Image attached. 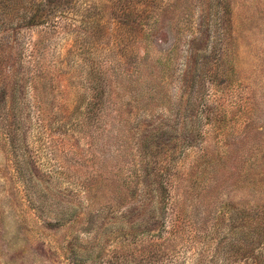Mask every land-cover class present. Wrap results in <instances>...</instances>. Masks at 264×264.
<instances>
[{
	"label": "rangeland",
	"instance_id": "rangeland-1",
	"mask_svg": "<svg viewBox=\"0 0 264 264\" xmlns=\"http://www.w3.org/2000/svg\"><path fill=\"white\" fill-rule=\"evenodd\" d=\"M60 7L1 14L0 264H264V0Z\"/></svg>",
	"mask_w": 264,
	"mask_h": 264
},
{
	"label": "trees",
	"instance_id": "trees-1",
	"mask_svg": "<svg viewBox=\"0 0 264 264\" xmlns=\"http://www.w3.org/2000/svg\"><path fill=\"white\" fill-rule=\"evenodd\" d=\"M7 7L14 9L22 16L19 18L14 17L8 23L1 16ZM60 9V0H0V21H3L6 26L7 23L19 27L21 25L27 27L52 25L55 23L56 15L60 13ZM15 19H18L19 22L16 23ZM163 189L164 187H158L157 192Z\"/></svg>",
	"mask_w": 264,
	"mask_h": 264
}]
</instances>
